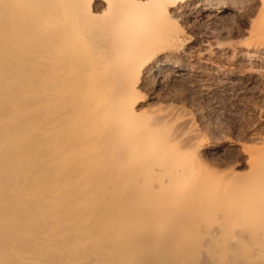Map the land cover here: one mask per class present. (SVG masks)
I'll return each instance as SVG.
<instances>
[{"label":"bare ground","instance_id":"1","mask_svg":"<svg viewBox=\"0 0 264 264\" xmlns=\"http://www.w3.org/2000/svg\"><path fill=\"white\" fill-rule=\"evenodd\" d=\"M178 1L0 0V264H264V159L134 108Z\"/></svg>","mask_w":264,"mask_h":264},{"label":"rangeland","instance_id":"2","mask_svg":"<svg viewBox=\"0 0 264 264\" xmlns=\"http://www.w3.org/2000/svg\"><path fill=\"white\" fill-rule=\"evenodd\" d=\"M167 11L172 36L154 59L171 65L149 72L134 108L147 125L171 118L158 135L181 123L194 130L208 169L248 177L252 160L264 159L263 2L180 0Z\"/></svg>","mask_w":264,"mask_h":264}]
</instances>
